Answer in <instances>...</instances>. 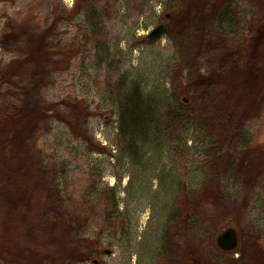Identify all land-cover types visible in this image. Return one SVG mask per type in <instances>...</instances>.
<instances>
[{
  "label": "rangeland",
  "instance_id": "rangeland-1",
  "mask_svg": "<svg viewBox=\"0 0 264 264\" xmlns=\"http://www.w3.org/2000/svg\"><path fill=\"white\" fill-rule=\"evenodd\" d=\"M189 1L100 0L105 7L98 11L100 22L95 31L77 10L80 0H0V66L14 58L13 52L5 50L12 45L14 34L27 32L32 36L34 31L44 33L52 27V38L66 54H59L58 69L43 90L45 98L62 106L82 105L89 113L86 126L78 120L83 130L80 135L66 122L54 119L40 138L48 163L60 168L58 181L69 193L97 197L100 203H104L107 191L109 198L111 190L115 192L110 209L114 222H106L100 213L84 229L96 252L82 264L163 263L168 218L180 190H196L207 177L209 138L191 120L175 118L176 113L186 115L192 109L190 77H196L198 71L192 67L194 71L189 74L184 66L189 62L183 58L187 51L190 57L197 53L196 36L189 31L182 34L180 20L172 13L185 10ZM225 6L232 20L224 21L222 27L241 43L242 56L238 59L233 49L226 50L209 60V68L202 72L220 75L224 79L219 86L221 102L242 110L255 91V62L264 67V0H232ZM162 22L172 33L154 41L148 39L147 34ZM213 29L218 30V23ZM69 45L73 51L68 53ZM136 84L147 101L159 108L160 126L142 127L134 136L133 147L121 130L119 99ZM27 95L31 102L38 101L33 87ZM261 106L260 115L248 120L239 149L264 145V101ZM0 159L5 160L8 173L5 198L0 203V264H43L42 251L50 253L59 244L64 251L59 247L62 254L58 260L64 258L65 251L77 250L72 242L74 231L65 226L63 213L60 225L51 228L48 238L53 239L45 248L25 241L28 234L40 237L34 225L49 209L46 181L29 164L17 174L11 166L10 149L3 152L0 148ZM225 185L233 194L243 196L241 183L228 179ZM229 226L240 235L239 247L228 252L231 257H240L242 243L254 237L264 250V181L256 187L244 216L225 220L213 237H206L204 247L195 236L196 248L189 245L204 250L194 255L191 251L190 257L194 256L197 264H221L224 259L219 251L223 250L217 236ZM181 242L179 259L189 260L191 249L184 245L191 243L190 238L186 236Z\"/></svg>",
  "mask_w": 264,
  "mask_h": 264
},
{
  "label": "trees",
  "instance_id": "trees-1",
  "mask_svg": "<svg viewBox=\"0 0 264 264\" xmlns=\"http://www.w3.org/2000/svg\"><path fill=\"white\" fill-rule=\"evenodd\" d=\"M231 1L190 0L185 10L175 9L172 12L173 17L180 20V32L185 35L188 31L192 32L198 42L194 57L188 56L189 51L183 55L184 61L189 62L184 65L189 74L194 71L192 67H198L196 77L195 74L190 77L193 84L190 87L192 90L189 89L188 92L191 94L192 109L186 115L176 113L175 118L179 121L191 120L205 132L210 142L207 149L206 179L196 190L182 188L175 209L169 215L170 224L161 264H197L194 256H190L198 252L203 254L204 249L198 247L195 250L197 246L195 236L197 235L200 246L204 247L206 237H213L225 220L234 216H244L256 187L264 181V145L254 144L238 148V142L245 139V126L248 120L262 112L263 64L255 62L256 68L258 67L257 79L253 85L255 91L252 93L250 104L242 110L235 105L229 106L221 102L223 96L219 86L224 79L220 75L210 71L202 72L216 56L226 50L233 49L231 52L235 56H242L241 43L231 38L228 31L222 27L224 21L232 20L225 6ZM102 7L105 6L101 5L100 0H80L77 4L78 12L83 13L85 20L94 26L95 31L100 22L98 11ZM26 23L29 24L28 21ZM214 23H218V30L213 29ZM33 33L32 36L27 32L14 34L12 45L5 48L14 53V58L0 66V148L3 152L11 150V166L15 167V171L18 170L17 174L29 164L36 170L40 179H45L48 188L46 204L49 209L41 214L34 225L40 237L28 234L24 236L25 241L40 246L41 249L45 248L47 241L52 238H48L51 228L53 225H60V213H63L67 217L65 226L74 231L72 242L77 250L65 251L64 258L58 260L62 252L59 249L60 244L55 245L56 248L50 253L42 251L41 261L43 260V264H82L96 252L90 240L85 238L84 229L91 223L92 217L100 213L104 214L106 222H114L110 209L113 208L115 192L112 189V197L109 198L110 191H107L106 199L102 200L104 203H100L101 199L97 200V197L90 198L88 195L80 197L76 193H69L58 181L60 168L48 163L47 155L39 142L52 120L66 122L75 134L80 135L83 130L80 129L81 124L78 120H82L86 126L89 113L82 105L62 106L60 103H49L46 100L44 87L49 77L58 69L59 54L64 52L50 34L53 33L52 27L44 33L36 31ZM168 33H172V29H169ZM84 35L85 38L88 36L85 33ZM71 50L73 51V47L69 45L65 52L69 53ZM202 58L203 62L200 61ZM32 87L38 98L36 102H31L27 95L28 89ZM155 104L147 101L137 84L121 94L119 99L121 130L126 138L129 136L131 141L129 146H135L134 136L142 127L153 124L158 129L160 126L157 117L160 111ZM25 149L28 150V157L25 156L27 155ZM7 178L5 160L0 159V203L5 198L3 187L7 183ZM228 179L241 183L243 188L240 192L244 193L242 197L227 190L225 181ZM22 200L21 198L20 202ZM186 236L191 242L184 245L185 249L188 247L191 249L190 253L188 252L189 260H180L179 255L183 246L181 241ZM56 238L58 239V236ZM253 239L242 243L238 258H233L227 251L220 250L219 255L224 259H221V264H264V250L259 246L257 237ZM205 250L210 254L207 248ZM61 251L64 249L61 248Z\"/></svg>",
  "mask_w": 264,
  "mask_h": 264
},
{
  "label": "water",
  "instance_id": "water-1",
  "mask_svg": "<svg viewBox=\"0 0 264 264\" xmlns=\"http://www.w3.org/2000/svg\"><path fill=\"white\" fill-rule=\"evenodd\" d=\"M168 16H170L168 14ZM169 31V27L165 23H159L155 28L147 34V38L154 41L161 38L164 34ZM184 101H188L187 97H184ZM217 244L223 251H232L239 247L240 245V235L238 230L229 226L220 232L217 236ZM97 260H95L96 262Z\"/></svg>",
  "mask_w": 264,
  "mask_h": 264
}]
</instances>
